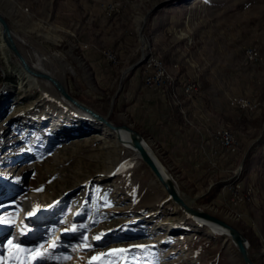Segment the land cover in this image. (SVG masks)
<instances>
[{"label": "rangeland", "instance_id": "obj_1", "mask_svg": "<svg viewBox=\"0 0 264 264\" xmlns=\"http://www.w3.org/2000/svg\"><path fill=\"white\" fill-rule=\"evenodd\" d=\"M0 13L27 42L17 44L30 63L33 50L49 56L47 68L74 98L147 144L125 97L147 53L161 87L183 73L186 94L227 89L233 126L253 130L236 146L235 165L198 180L168 171L190 205L235 227L264 264V0H0ZM21 69L0 50V251L9 264H243L230 238L179 209L114 131L78 116L42 80L19 81ZM226 132L235 137L219 128L216 139ZM23 197L30 206L18 228L32 234L24 236L31 246L10 243L8 231Z\"/></svg>", "mask_w": 264, "mask_h": 264}, {"label": "crops", "instance_id": "obj_2", "mask_svg": "<svg viewBox=\"0 0 264 264\" xmlns=\"http://www.w3.org/2000/svg\"><path fill=\"white\" fill-rule=\"evenodd\" d=\"M138 70L128 75L125 97L138 130L149 139V145L163 154L164 160H160L167 169L184 171L189 174V180H198L206 171L210 175L232 168L237 156L220 148L215 131L229 129L235 134L239 149L253 130L248 125L245 131L233 126L234 120H239L229 114L228 90L200 85L196 93L186 94L183 90L186 82L180 80L183 73L177 83H168L160 90L147 89Z\"/></svg>", "mask_w": 264, "mask_h": 264}, {"label": "water", "instance_id": "obj_3", "mask_svg": "<svg viewBox=\"0 0 264 264\" xmlns=\"http://www.w3.org/2000/svg\"><path fill=\"white\" fill-rule=\"evenodd\" d=\"M0 31L5 43V47L9 53L13 55L16 59L18 65L31 75L41 77L49 81L56 90V93L63 99L67 100L74 108L81 110L86 113L90 119L103 125L109 130L116 131L122 129L127 132L129 140L133 145L134 149L138 153L139 159L145 164V166L150 170L152 175L155 177L157 182L162 186L167 197L185 214L189 216L202 217L210 220L222 228L226 229L228 237L234 244L243 264H255L247 250V242L243 235L229 223L222 221L212 215H209L198 208L191 207L187 205L183 197L179 194L177 185L173 176L169 173L167 167L161 162L155 152L148 146L143 138L129 125L127 124H113L106 116H102L99 113L92 110L87 105L83 104L76 98L68 94L65 85L62 84L57 77L50 74L44 69H38L26 61L20 47L17 45V37L13 35L11 26L7 19L0 13ZM144 55L139 56V58L133 62L129 67V71L137 67L143 60Z\"/></svg>", "mask_w": 264, "mask_h": 264}, {"label": "bare ground", "instance_id": "obj_4", "mask_svg": "<svg viewBox=\"0 0 264 264\" xmlns=\"http://www.w3.org/2000/svg\"><path fill=\"white\" fill-rule=\"evenodd\" d=\"M2 14V13H1ZM5 18L6 16L4 14H2ZM7 19V18H6ZM13 32V30H12ZM13 35L15 37H17L15 35V33L13 32ZM17 39V42H21V43H27L24 39H19L18 37L16 38ZM21 40V41H20ZM18 45V44H17ZM5 48V43L3 41V38H2V35H1V31H0V50L2 51L3 49ZM22 51V50H21ZM33 55H32V58L35 60V63H30L28 59H26L27 62H29V64L33 65L34 67L38 68V69H44L46 71H48L50 74L54 75L55 77H57L55 75V72L52 70H50V68L48 69L47 67L49 65H51V61H50V58L49 56H46V55H43L41 54L39 51L37 50H33ZM23 53V52H22ZM249 54H251V52L249 51L248 53V56H250ZM147 59L145 60L144 62V65H145V70H147V68L150 66L151 64V60L153 59V57L151 56V53H147ZM252 57V56H251ZM61 61V60H60ZM144 61V58L142 60V62L138 65V67L143 63ZM62 65H65L64 63L61 62ZM154 65L156 67V71H157V67H158V64H157V61H155V58H154ZM143 75V73H142ZM16 78L21 81L22 78H26L28 80H32V81H36L37 79L38 80H42L43 83L45 85H47L50 89H52L54 91V94H55V97L59 100V102H61L63 105H65L67 108H69L70 110H72L73 112H75L78 116L84 118V119H88V120H91L89 118V116L82 112L81 110H78L76 108H74L69 102H67V100L63 99L61 96H59L57 93H56V90L54 89V86L49 82L47 81L46 79L44 78H41V77H37V76H34V75H31L30 73H28L27 71L21 69L17 74H16ZM59 79V78H58ZM158 80H159V73H158ZM59 81L63 84V82L59 79ZM160 82V81H159ZM186 86V90H191V86L187 84L185 85ZM66 88V87H65ZM160 89H161V82H160ZM67 90V88H66ZM68 91V90H67ZM69 95H71L69 92H68ZM72 96V95H71ZM73 97V96H72ZM107 119V118H106ZM54 125V124H53ZM110 132H112V130H110ZM117 141L124 147H126L131 153H132V159H139L138 157V153L137 151L134 149L133 145L131 144L130 140H129V137H128V134L126 131L122 130V129H118L114 132H112ZM229 136H230V133H229ZM231 137V136H230ZM235 138V137H234ZM222 140H220L221 142ZM146 143V142H145ZM147 144V143H146ZM222 144V143H221ZM148 145V144H147ZM238 145V144H237ZM149 146V145H148ZM235 152H236V147H235ZM176 183V182H175ZM177 185V183H176ZM178 188V187H177ZM179 191V190H178ZM179 194L183 197L185 203L191 207H193L192 205H190L187 200H186V197L180 193L179 191ZM19 202V206H20V215L17 216L16 220L13 221V223H15L16 227L14 228L15 230V237H17L18 239H20L21 243H24L25 242V246H31L29 244V240L27 239L25 241L24 239V236L27 235L26 233L25 234H22V231H20V226L23 225L24 223V219H27V207L30 206V200L29 198H20L18 200ZM199 210H202L199 208ZM203 212L207 213L206 211L202 210ZM209 214V213H207ZM211 215V214H209ZM193 219V221L195 223H197L198 225H202L204 227H206L212 234H218V235H222V236H226L228 237V234H227V231L226 229L222 228L221 226H219L218 224L210 221V220H207L205 218H202V217H197V216H191ZM19 227V228H18ZM4 233V232H3ZM0 232V238L2 236V234ZM32 235V234H31ZM30 237V236H29ZM23 238V239H22ZM23 240V241H22ZM11 242L13 244L16 243V241H13L11 240ZM14 246V245H13ZM31 251V250H30ZM10 257V256H9ZM8 257V253L6 252L5 254H2V252L0 251V264H9V260L10 258ZM14 261V259L11 258V261ZM21 260V259H20ZM13 264V262H12ZM36 264H62L61 261L59 260H55V259H52V258H44V260L42 261H37Z\"/></svg>", "mask_w": 264, "mask_h": 264}, {"label": "built area", "instance_id": "obj_5", "mask_svg": "<svg viewBox=\"0 0 264 264\" xmlns=\"http://www.w3.org/2000/svg\"><path fill=\"white\" fill-rule=\"evenodd\" d=\"M249 53V50H247ZM252 56V60L257 58L256 54H249ZM107 57H113L111 56V53H106ZM141 73L146 78V86H144L147 89H155L160 90V82L158 80V72L156 71V67L154 65V57L151 60L150 66L147 68V70H140ZM215 140H222V147H220L226 154H234L235 153V147L238 144V141L234 137L229 136V132H226L224 135H219L218 139ZM234 187V186H230Z\"/></svg>", "mask_w": 264, "mask_h": 264}, {"label": "snow or ice", "instance_id": "obj_6", "mask_svg": "<svg viewBox=\"0 0 264 264\" xmlns=\"http://www.w3.org/2000/svg\"><path fill=\"white\" fill-rule=\"evenodd\" d=\"M38 191H39V190H38ZM28 215H29V216H32V215H34V213H28ZM96 239H99V237H96ZM10 243H11V241H10ZM113 251H125V250L121 249V250H113Z\"/></svg>", "mask_w": 264, "mask_h": 264}]
</instances>
